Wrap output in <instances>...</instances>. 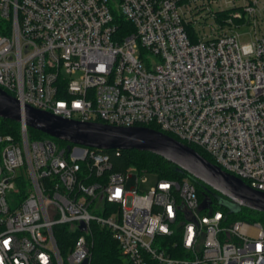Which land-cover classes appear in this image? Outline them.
<instances>
[{"label": "built area", "instance_id": "2783aa9c", "mask_svg": "<svg viewBox=\"0 0 264 264\" xmlns=\"http://www.w3.org/2000/svg\"><path fill=\"white\" fill-rule=\"evenodd\" d=\"M210 3L0 0V89L22 109L20 137L0 135V264H91L97 228L118 244V264H264L261 223L203 209L192 177L143 190L146 173L114 169L111 153L121 150L30 139L24 119L31 106L81 122L156 125L264 192V6L246 0L223 24L213 12L208 37L198 15ZM244 21L255 40L240 46ZM59 227L69 233L64 254Z\"/></svg>", "mask_w": 264, "mask_h": 264}, {"label": "water", "instance_id": "95a60500", "mask_svg": "<svg viewBox=\"0 0 264 264\" xmlns=\"http://www.w3.org/2000/svg\"><path fill=\"white\" fill-rule=\"evenodd\" d=\"M0 118L14 122L22 121L20 102L0 89ZM25 123L55 139L70 144L82 145L98 150L144 151L162 157L174 165L175 170L186 173L220 196L219 204L238 213L242 208L264 213V192L252 189L241 179L171 136L150 127H118L102 123L81 122L26 106ZM228 200L226 204L224 200ZM224 201V202H222ZM211 202L204 201L203 209H210ZM84 229V228H83ZM86 264V262L84 263Z\"/></svg>", "mask_w": 264, "mask_h": 264}, {"label": "trees", "instance_id": "16d2710c", "mask_svg": "<svg viewBox=\"0 0 264 264\" xmlns=\"http://www.w3.org/2000/svg\"><path fill=\"white\" fill-rule=\"evenodd\" d=\"M236 8L232 7L230 9L216 11V21L219 24H223L225 20L232 17L235 13ZM121 25V31L123 33L129 31L131 29V25L125 19H121L119 21ZM188 32L190 33V37L192 42L197 41L196 33L193 30L192 26H188ZM150 128L159 130L156 125H151ZM29 138L33 139L35 137L38 138H51L48 135L31 129H28ZM14 135L16 138L20 137L19 131V123L1 119L0 118V135ZM54 141L58 142L61 145H65L66 143L60 141L58 139L51 138ZM202 156H204L209 161L213 162V159L204 151L199 148H195ZM112 154L113 166L116 171H122L128 167H135L139 171V173L146 174H154L159 179H170V180H178L182 181L184 178L190 177L186 173H181L175 170L174 165L167 162L162 157H159L155 154L144 152V151H122L119 154L114 151ZM195 181V180H194ZM196 188L198 192V197L201 202L209 201L211 202L210 208L212 210H221L223 213L229 218L230 221H242L248 223H256L261 220H264V213L252 211L247 208H242L238 213H232L230 210L224 206H221L217 200L216 196H220L218 193L213 191L210 187L195 181ZM68 229L66 227H59L55 230V236L58 242V247L61 252L64 254L65 251L62 248V243L64 239L68 237ZM121 261V253L118 244L113 240L111 234L104 230L97 228L96 237H95V248L93 251V258L91 264H118Z\"/></svg>", "mask_w": 264, "mask_h": 264}, {"label": "rangeland", "instance_id": "374dc122", "mask_svg": "<svg viewBox=\"0 0 264 264\" xmlns=\"http://www.w3.org/2000/svg\"><path fill=\"white\" fill-rule=\"evenodd\" d=\"M260 1H261V6H264V0H260ZM210 2L211 3L209 4V6H207L206 9H203L198 15L199 20L206 21L207 23L205 28L201 30V33L208 37L213 35L210 29V26H209L214 23L213 18H212L213 12L235 7L236 8L235 12L241 13L243 10L242 7L246 3V0H210ZM206 4H208V2H206ZM241 24H244V25H241V27L238 28V31L241 34V37L239 39L240 46L249 44L255 40V33H254V29L252 28V26L247 24V21H244ZM259 27H260V31L258 32V34L259 36H262L264 35V10H262L261 19L259 21ZM193 30L196 32V37H197V32H198L197 28L196 29L193 28ZM144 177L147 179V181L146 183H142L140 187L143 190L148 191L150 187L156 182L158 177L154 174H146ZM224 201L226 204L228 203V200H224ZM260 223L264 227V220H261Z\"/></svg>", "mask_w": 264, "mask_h": 264}, {"label": "clouds", "instance_id": "9594fccd", "mask_svg": "<svg viewBox=\"0 0 264 264\" xmlns=\"http://www.w3.org/2000/svg\"><path fill=\"white\" fill-rule=\"evenodd\" d=\"M249 48H250V46H249Z\"/></svg>", "mask_w": 264, "mask_h": 264}]
</instances>
